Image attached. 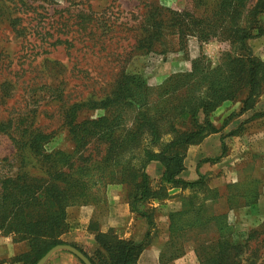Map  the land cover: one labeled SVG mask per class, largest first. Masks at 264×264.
<instances>
[{
  "label": "rangeland",
  "instance_id": "obj_1",
  "mask_svg": "<svg viewBox=\"0 0 264 264\" xmlns=\"http://www.w3.org/2000/svg\"><path fill=\"white\" fill-rule=\"evenodd\" d=\"M233 3L0 0V200L33 184L42 203L59 198L65 206L50 236L29 235L34 209L0 212V240L26 248H17L13 262L30 252L32 259L57 242L79 248L71 241L69 209L99 201L108 186L120 185V177L132 180L135 170L119 169L121 163L141 165L145 146L160 154L176 137L171 129L187 130L173 109L184 106L188 79L176 76L188 74L198 59L216 68L234 51L228 37L240 21H233ZM242 16L246 21L250 13ZM260 19L264 23V15ZM260 38L248 45L264 63L254 42ZM130 77L157 89L136 98L141 111L122 100ZM177 83L182 91L166 93ZM235 104L240 107V100L224 102L211 114L215 127L224 117L232 120L236 112L226 117L221 110ZM109 109L122 117L113 140L96 137L104 122L89 127ZM244 114L261 118L254 110ZM254 147L226 146L217 168L202 174L197 185L180 188L172 222L159 219L160 235L151 245L155 256L145 255L140 264H264V144ZM216 177L221 181L212 182ZM0 264H6L2 257Z\"/></svg>",
  "mask_w": 264,
  "mask_h": 264
},
{
  "label": "trees",
  "instance_id": "obj_2",
  "mask_svg": "<svg viewBox=\"0 0 264 264\" xmlns=\"http://www.w3.org/2000/svg\"><path fill=\"white\" fill-rule=\"evenodd\" d=\"M233 1L234 11L238 16V18L235 16L233 21H240L234 24L235 29H233V34L228 37L232 40L234 51L227 53L224 63L216 68L205 66L202 60L198 59L193 63L192 70L188 74L176 76L188 79V85L186 87L187 93L184 100L185 104L184 106L181 105L173 109V112L179 113L181 121L188 124L187 130L177 132L175 127L171 129L176 137L169 145L164 147L160 154H156L149 147L145 146L144 152L146 158L141 165L134 166L126 161L118 166L119 169H126L127 171L135 170L131 172L133 174L132 180H128L126 177H120L118 182L128 187V200L132 211L144 217L150 228L154 226L153 213L151 210H146L145 208L140 210L141 205L146 207L147 203L152 200L160 201L168 199L170 197L169 189L195 186L200 182L201 176L199 180L188 182L181 179L180 174L185 170L184 160L189 147L198 145L206 136L219 131L218 127H215L214 123L210 121L211 114L222 103L227 101L234 102L240 100L241 105L238 114H244L245 112L254 110L257 100L263 92L264 63L254 55L248 45V41L264 35V23L260 19V16L264 15V0H256L255 3L249 0ZM245 11L250 13V16L246 20L247 22L242 16ZM125 82L122 100L129 106L137 105L138 108L140 107L139 111H141L143 105L135 103L136 98L139 95L156 91L157 89L149 87L146 80L142 77H130ZM241 82H243L246 88L245 91H240L239 86H241ZM178 86L179 84L177 83L172 91L170 89L166 93L175 95L177 92L182 91V87ZM169 88H171L169 85L161 87L164 90ZM120 95L119 93L118 99ZM201 115H203V122L200 119ZM263 116L264 114H259V117ZM120 120L122 121V117L116 111L109 109L105 119L100 118L92 121L89 123V127L92 126L95 128L98 125H103L101 122H104L106 126L103 132L95 135L99 138V134H104L107 138H112L113 140L123 127ZM150 127L152 128L151 132L153 136H156L154 127ZM156 138L159 140L158 135ZM223 147L225 149V145ZM120 148H125L124 142L120 145ZM59 155L66 157L63 153H58L55 156L57 157ZM219 158L206 159L202 162H215ZM151 162H159L163 168V175L158 182L159 187L156 189L152 185V181L146 172V168ZM101 179L99 178L98 180ZM91 191L88 189L83 195L91 194ZM3 197L0 200V212L2 213L10 212L11 208H18L20 211L34 209L35 221L31 223L29 235L50 236L52 233L51 230H56L54 227L50 229V226L62 223L60 217L64 215L65 211V206L62 205L64 199L54 198V200L50 201V204L42 203L37 196L36 186L33 184L28 185L22 191H17L16 195L12 198H7L6 195ZM99 201L86 203V205H96L99 204ZM172 215L173 213L170 215L171 222L173 219ZM149 233L146 235V238L149 236ZM101 241L105 250L104 253L90 256L82 251L89 257L93 264H134L145 244H137L133 241H122L112 238H104ZM58 245L67 244L57 242L50 245L40 255L33 256L32 259H30L32 255V252H30L27 256L14 262L36 264L47 252Z\"/></svg>",
  "mask_w": 264,
  "mask_h": 264
},
{
  "label": "crops",
  "instance_id": "obj_3",
  "mask_svg": "<svg viewBox=\"0 0 264 264\" xmlns=\"http://www.w3.org/2000/svg\"><path fill=\"white\" fill-rule=\"evenodd\" d=\"M257 46L256 54L263 57L264 45L263 38L254 41ZM261 49H263L261 51ZM239 104L224 106L221 110L224 116L234 113L232 120L224 121L221 119L219 123V131L206 136L198 145L190 146L188 149V158L184 160L185 170L180 174V178L194 182L200 179L202 174L210 172L217 168L222 162L221 159L216 162H202L206 159H217L224 154L223 145L230 146L240 150L242 147H253L259 143L264 144V116L255 121L248 120L247 114L239 113ZM255 112L264 114V91L257 100ZM251 121V122H250ZM255 128H251V126ZM248 132L246 131V128ZM245 132V133H244ZM254 145V146H253ZM255 148V147H254ZM233 149V150H234ZM264 149V147H263ZM223 157V156H222ZM223 159V158H222ZM152 184L158 183L163 175V168L159 162H151L146 168ZM218 177V176H217ZM213 178L212 182H220V178ZM180 188L170 189V197L165 200L162 209L161 201L152 200L148 202L146 207L140 206V210L144 208L151 210L153 213L154 226L149 227L147 220L136 212H133L129 200L128 189L125 185H110L106 189L102 202L96 205L80 206L70 208L68 211L70 221L72 223L71 231L72 244L77 245L84 252H88L90 256L104 253L102 239L112 238L122 241H133L135 243H145L140 253L138 264L144 256H155L154 247L152 245L155 237L160 235L159 219H169L170 214L179 209L180 198L177 195ZM156 203V204H155ZM166 214V215H165ZM169 229V228H168ZM167 231V230H166ZM149 236L146 238V235ZM6 239L0 240V256L6 261V264H24L13 262L11 259L24 248V244H13ZM20 248V249H19ZM0 257V258H1ZM45 264H83L80 259L67 250L55 252Z\"/></svg>",
  "mask_w": 264,
  "mask_h": 264
},
{
  "label": "water",
  "instance_id": "obj_4",
  "mask_svg": "<svg viewBox=\"0 0 264 264\" xmlns=\"http://www.w3.org/2000/svg\"><path fill=\"white\" fill-rule=\"evenodd\" d=\"M67 250L77 256L83 264H93L91 260L78 248L71 245H58L52 248L44 257H42L36 264H45L50 257L57 251Z\"/></svg>",
  "mask_w": 264,
  "mask_h": 264
}]
</instances>
